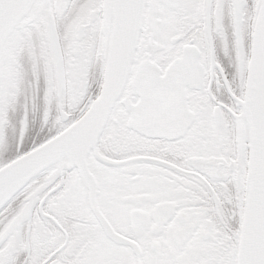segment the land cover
<instances>
[{"label": "snow or ice", "instance_id": "obj_1", "mask_svg": "<svg viewBox=\"0 0 264 264\" xmlns=\"http://www.w3.org/2000/svg\"><path fill=\"white\" fill-rule=\"evenodd\" d=\"M0 264H264V0H0Z\"/></svg>", "mask_w": 264, "mask_h": 264}, {"label": "flooded vegetation", "instance_id": "obj_2", "mask_svg": "<svg viewBox=\"0 0 264 264\" xmlns=\"http://www.w3.org/2000/svg\"><path fill=\"white\" fill-rule=\"evenodd\" d=\"M19 118V114L16 116V119H18Z\"/></svg>", "mask_w": 264, "mask_h": 264}]
</instances>
